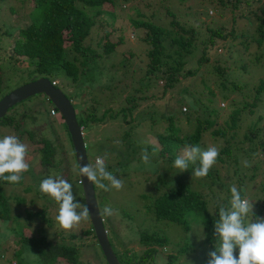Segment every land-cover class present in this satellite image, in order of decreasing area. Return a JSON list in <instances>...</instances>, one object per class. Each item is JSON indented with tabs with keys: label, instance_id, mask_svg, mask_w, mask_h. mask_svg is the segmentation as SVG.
Masks as SVG:
<instances>
[{
	"label": "rangeland",
	"instance_id": "1",
	"mask_svg": "<svg viewBox=\"0 0 264 264\" xmlns=\"http://www.w3.org/2000/svg\"><path fill=\"white\" fill-rule=\"evenodd\" d=\"M29 5H32L31 0H26L22 4L18 0H0V98L10 90H15L28 82L30 71L33 72L34 69L31 65H16L12 58L5 56L8 54L6 52H9V47L11 48L17 40L18 28L29 21ZM78 5L91 15L96 11L95 8L87 7L83 2H78ZM106 5L105 10L95 16V23L89 35L84 39V44L90 41L93 48H97L98 39L104 35V32H107L109 35L107 39L110 42L114 43L119 40L114 51L98 57L95 65H85L90 70L84 76L87 78L79 81V87H77L78 82L74 83L69 76L62 73H55L51 77L57 80L58 88L71 99L78 120H82L85 114L96 106L98 119L94 123H88L83 129V139L89 161L94 165L97 156L104 158L107 170L123 181V187L119 191L114 188L104 191L95 185L100 210L102 211L106 205H110L114 210L112 216H105L103 220L110 244L120 256L125 257L127 249L132 255L139 254L142 245L138 243V232L139 229L145 227L167 236L168 246L164 250L159 248L152 261L137 264H165L169 253L175 254L170 264H207L210 258L208 253L212 251V248L204 241V229L200 219L195 214H190L188 216L190 228L184 230L179 223L155 220L147 203L151 200V195L160 188L163 190L164 183H175L180 173L186 177V181L192 187L200 189L209 201L210 207L220 197L226 196L228 190L225 187L230 188L232 185L237 187L238 181H241L246 192L242 198H247L253 203L260 197H264V191H260V184L264 181L263 150L251 152L250 156L245 155L249 145L246 139L240 143L239 147H235V142H239L250 123L257 121L260 115L264 117V103L254 110V114L246 113L241 116L240 128L234 130L233 136L230 134L231 130H226L224 136L213 132L215 129H225V120L234 108L250 99H243L241 93L232 92L236 88L234 85H240L239 89L246 92L249 87L257 83L259 78H264V42L260 45L254 43L251 39L254 35L249 31L245 36L240 34V31L230 33L223 42L224 52L220 46H215L216 49L212 48L209 51L211 59L201 67L196 76L176 83L167 92L166 99L178 101L184 96H191L196 101L194 110L185 111L184 107H181V112L179 105L172 106V123L174 127L180 128L181 134L192 132L196 121L209 119L215 123L210 127L204 124L205 131L198 145L205 150L214 146L219 150L220 155L222 147L229 144L240 158L239 162L228 158L222 161L217 159L209 170L210 177L195 178L194 169L180 172L173 166L177 156L183 154L185 146L178 149L176 158L173 160L164 159L159 154L161 145L158 137L163 135L168 126V119L165 120L163 115L162 104L140 103L142 101L140 99L138 107L130 110V102L124 101L125 93L140 87L138 80L143 76L144 64H146L144 44L141 41L142 30L134 27L129 21L142 19L144 14L146 19L149 18L158 25H165L172 19V15L167 13L171 11L187 25L194 26L200 32L199 38H202L205 37L204 31L207 27L222 25L228 28L232 25L231 9L221 11L207 3L206 0H164V2L161 0H113L111 6L109 3ZM11 7L15 8L16 12H12ZM140 12L143 14L141 15ZM243 20L245 19H237L239 22ZM243 25L244 23H240L237 27H243ZM220 42L216 40L217 45H220ZM65 52L70 59L79 56L74 55L72 51L68 53L66 50ZM97 52L102 53L100 46ZM86 56L88 57L89 54L87 53ZM219 58L222 61L219 60L217 64L225 63L230 67L226 75L221 77L215 73V64L213 65ZM117 79H121V82L125 81L129 86L124 89L125 85L122 83L115 86L110 81ZM148 80L153 82V79ZM106 85H109L110 89L107 90ZM161 88L162 83L155 81V84L143 94L159 97ZM82 89L86 91V97ZM249 96H252L251 93ZM130 101L134 102L133 99ZM149 101H153V98ZM205 105L209 108V113L205 111ZM51 106L41 96H33L20 102L8 112L13 111L15 114V120L11 124H0V138L15 135L27 146L26 161L30 165L29 170L23 174L20 185L14 187L12 184H3L5 193L12 204V211L7 220H0V264H37L35 251L30 249H25L21 254V259L17 261L15 252L20 248L16 243L19 238L17 231L20 228L24 235H31L33 230L36 231V228L42 224L47 229L51 228L47 230L51 239L57 240L61 237L65 242L82 244L80 252L85 264H102V262L106 264V259L104 254L102 256L99 246L96 245L98 247L96 250L92 245L94 238L91 234H82V231L91 224L89 218L71 230L62 229L55 220L58 214V204L54 199L39 191L40 182L48 176L58 174L65 179V175H68L67 170H60L59 166L41 162L40 147L43 143L40 139L48 137L54 144L53 141L58 138V135L53 133L54 129L58 133H63L65 137L67 136V144L71 152L66 151L72 160L73 174L68 182L73 185L76 200L81 204H86L82 186L76 183L79 173L75 152L72 151L73 148L71 149V144L68 142V135L64 125L61 124L63 121L60 120V115L51 116ZM184 106L189 108L188 104ZM24 113L31 116L22 117ZM32 116L35 117L31 118ZM145 150L150 158L148 165L141 160ZM56 151L55 162L61 160L64 162L62 167L65 166L66 152L60 151L59 147ZM198 162L197 160L196 163ZM213 175L218 176V183H213ZM103 182L106 185L109 184L108 181ZM16 197H22L23 202L18 204ZM49 207L50 211L47 215L52 225L46 224L41 216L34 215V212L46 211ZM28 213H31L30 217ZM259 218H264V215ZM248 219L250 222L253 220L251 213ZM71 233H75L76 236L71 238ZM187 245L188 247L185 248ZM238 251L236 249L237 257Z\"/></svg>",
	"mask_w": 264,
	"mask_h": 264
},
{
	"label": "trees",
	"instance_id": "2",
	"mask_svg": "<svg viewBox=\"0 0 264 264\" xmlns=\"http://www.w3.org/2000/svg\"><path fill=\"white\" fill-rule=\"evenodd\" d=\"M18 1L22 4L26 0ZM161 1L164 2V0ZM78 2H83L87 7L95 8V13L93 15L89 14L83 9V7L78 5ZM206 2L221 11L230 8L233 13V24L228 28L227 26L224 27L222 25L207 27L206 31H204L205 37L199 38L200 32H198L194 26L187 25L171 13V11H168L167 13L172 15V19L165 25H158V23L148 17V19H146L141 12L140 14H143L142 19H131V21H129L134 27L142 30L141 41L144 44L143 52L145 54L146 64H144V74L138 80V82H140V87L133 89L132 92L128 91L125 93L124 101L130 102V110H135L138 107L140 99L142 100L140 103L157 102L162 104L161 106L164 108L163 115L166 118L165 120L168 119L166 131L163 135L158 137L161 145L159 154L164 159L168 158L169 160H173L176 158L178 149H182L183 146L198 145L202 138L203 131H205L204 127L206 126H204V124L210 127L215 123L209 119L198 120L196 121L195 129L192 132L181 134L180 128L174 127L172 123V106L175 104V106L179 105L180 111L181 107H184L185 111L194 110L196 107V101L192 99L191 96H184L183 99H179L178 101L166 99V96H168L167 92L172 89L176 83H180L188 77L196 76L201 67L211 59L209 51L212 48L216 49L215 46H220L223 50L222 52H224L223 42L227 39L230 33L233 34L240 31V34L245 36L247 31H249L254 35V38H251L254 43L260 45L264 42V0H206ZM31 3L32 5L28 6L30 11L28 14L29 21L18 28L17 40L13 43L11 48L9 47V52H6L8 54L5 56L10 57L9 59L12 58L16 65L23 64L25 66L31 65L34 67L33 72L30 71L28 81L34 77L37 78L44 76L51 82H54L55 87H58L57 80L51 76L55 73H62L65 76H69L74 83L78 82L77 87H79V81L81 79L85 80L87 77L84 76H86L88 70H90L89 68H86L85 65H95L98 57L108 53L111 54L118 45L119 40L112 43L107 39L109 36L107 32H104V35L97 41L99 43L97 48L100 46L102 53L97 52V48H93L90 41L87 44H84V39L89 35L90 29L95 23V16L105 10V7L107 6L106 3H109L111 6L113 0H31ZM11 8L12 12H16L15 8ZM113 15L115 16V14ZM239 18L245 20L239 22L237 21ZM240 23H244L243 27H237ZM216 40L221 41L220 45L216 44ZM66 50H68V53L72 51L74 55H79L78 58L75 56L73 59H70L66 55ZM87 53L89 54L88 57L86 56ZM83 57L84 59H82ZM219 60L222 61V59L219 58L213 63V65L215 64V73L221 77L226 75L230 67L225 63L217 64ZM259 61L260 60H258V62ZM148 79H153V82H149ZM100 81L102 82V77L100 78ZM110 81L115 84V86L122 83L125 85V87L123 86L124 89L129 86L125 81L121 82V79L115 80L116 82L112 80ZM155 81L162 83L161 95L156 97L143 94L155 84ZM234 86L236 88L232 92H239L243 99L250 98V101L248 100L242 105L239 104L238 107L234 108L233 112L225 120V129L213 130L215 134L220 136H224L226 130H231L230 134L233 136L235 133L234 130L240 128L239 121H241V116L246 113L254 114V110L264 103V78H259L257 83L253 87H249L246 92L239 89L240 85L237 84ZM105 88L108 90L110 89V86L106 85ZM121 90L123 91V88H121ZM82 93L86 97V91L83 90ZM250 93L252 96H249ZM211 94H213L212 91ZM41 97L44 101L50 103L45 97ZM152 98L153 101H149V99ZM131 99H133L134 102H131ZM189 101L191 103H189ZM210 101L211 100H209V102ZM50 104L52 105L50 107L51 116L60 115L56 107L52 103ZM185 104H188L189 108L187 106L185 107ZM205 107V111L209 113V108L206 105ZM96 109V106L93 107L92 111L86 113L87 115L85 114V117L82 118V120L77 119L79 125L83 129L87 127L88 123H94V121L98 119ZM52 111H54V113H52ZM29 116L31 115L24 113L22 117ZM33 117L35 116H32L31 118ZM187 117L190 118V116ZM14 118L15 114L13 111L7 113L5 117L0 119V124H11L15 120ZM263 118L264 117L260 115L257 121L250 123L247 129L244 130L243 136L239 139V142H235V147H239L240 143L245 139L249 141L245 155L250 156L253 152H258L259 149H262L264 152ZM61 124L64 125L63 123ZM54 132L58 135V138L53 141L54 144L48 137H42L40 139L43 143L40 147V151L42 152L41 162L44 164H51V166H59L60 170H67L68 175H65V179L69 181L70 176L73 177V174L71 170L72 160L70 154L66 151L70 149L67 144V136L65 137L63 133H58L53 129V133ZM65 132L68 135V142L71 144L70 136L67 131ZM64 140L65 142L63 143ZM58 147L60 148V151L66 152V165L63 167V161L58 160L55 162V154ZM151 147H153V145ZM225 158L230 160L233 159L234 162L240 161V158H238L237 154L233 152V149L230 148L229 144L222 147L221 154L217 157V159L221 161ZM189 164L190 166L187 171L199 166V162L198 164L189 162ZM234 171L236 172L237 169L235 168ZM210 176L211 174L209 172L207 177ZM212 177L213 183H218V176L216 175L214 177L213 175ZM185 178L186 177L180 173L178 175V180L175 183H164L163 186L165 187L163 190L160 188V190L150 196L151 200L147 203V207L151 209V212L153 213L152 216L155 220H169L179 223L184 230L190 228L188 216L190 214H195L202 223L204 229V241L207 244H210L212 251H214L217 243L214 225L216 220L219 219L218 212L220 206H230L228 204L231 198L230 188L225 187V189L228 190L225 194L226 196L220 197L218 195L220 198L212 207H210L209 201L200 189L192 187ZM22 180L23 177L18 183H9L0 179V220H7L12 211V204L5 193L3 184L8 183L16 187L22 183ZM76 183L81 184L79 178H76ZM238 183L239 185L237 188L241 191V196L243 197L246 192L241 181H238ZM93 185L96 191L95 184L93 183ZM222 186L224 187L223 184ZM260 191H264V181L260 184ZM15 199L18 204L23 202L22 197H16ZM253 204L255 205L253 210L255 216L260 217L261 215H264V197L255 200ZM49 211L50 207L46 211L41 210L34 212V215L41 216L46 224L52 225L50 217L47 215V212ZM30 215L31 213H28L29 217ZM102 217L104 220L105 216L102 215ZM252 218L253 220L255 219L253 215ZM47 230L49 231L51 228L47 229V227H44V224H42L39 228H36V231L33 230L31 235H24L19 228L17 231L19 238L16 240V243L19 244L20 248L15 252L17 261L21 259V254L25 249H30L35 251L37 264H85L80 252L82 244H76L70 241L65 242L61 237L60 239L53 240L48 236ZM83 233L91 234L94 238L91 243L97 250L99 244L95 238L92 225L89 224V227L82 231V234ZM70 236L73 238L76 234L71 233ZM138 241V243L142 245V250L139 254L134 253L132 255L129 253L130 250L127 249V255L123 257L114 249L121 264H137L149 260L152 261L158 253L159 248H163L164 250L168 246L167 236L161 235L157 231L145 227L139 229ZM187 247L188 245L185 246V248ZM99 248L103 256L101 246H99ZM167 257L168 260L165 264H170L174 259L175 254L169 253Z\"/></svg>",
	"mask_w": 264,
	"mask_h": 264
},
{
	"label": "clouds",
	"instance_id": "3",
	"mask_svg": "<svg viewBox=\"0 0 264 264\" xmlns=\"http://www.w3.org/2000/svg\"><path fill=\"white\" fill-rule=\"evenodd\" d=\"M44 77V76H43ZM54 85V82H51ZM83 132V128H81ZM28 148L15 135L0 138V179L9 183H18L23 174L30 168L26 161ZM219 150L210 146L206 150L199 145L186 146L182 155L177 156L174 167L184 172L189 162L199 166L193 171L195 178H204L216 163ZM141 160L148 165L150 158L147 150ZM7 174V175H6ZM79 174L94 183L99 189L117 191L123 187V181L106 168L104 158L97 156L95 164H87L79 168ZM103 181H108L105 184ZM39 191L54 199L58 204V214L55 217L59 227L71 230L74 226L89 218V207L76 200L73 185L58 174L48 176L39 184ZM231 198L229 207L220 206L214 225L217 243L215 250L208 253L207 264H264V218L255 216L254 204L247 198H242L241 191L235 185L230 187ZM255 219L249 222V214ZM114 210L106 205L101 215L112 216ZM238 249V257L235 255Z\"/></svg>",
	"mask_w": 264,
	"mask_h": 264
},
{
	"label": "water",
	"instance_id": "4",
	"mask_svg": "<svg viewBox=\"0 0 264 264\" xmlns=\"http://www.w3.org/2000/svg\"><path fill=\"white\" fill-rule=\"evenodd\" d=\"M41 95L52 103L61 115L63 124L68 132L75 152L77 169L90 163L88 152L83 139L81 126L77 121V112L71 100L64 95L60 88L55 87L46 77L31 78L28 82L20 85L15 90L12 89L0 98V119L5 117L8 111L19 105L20 102ZM79 180L82 186L83 196L89 207V220L95 234V238L101 246L107 264H121L118 255L110 244L107 230L105 228L103 217L95 195L93 183L79 174Z\"/></svg>",
	"mask_w": 264,
	"mask_h": 264
},
{
	"label": "built area",
	"instance_id": "5",
	"mask_svg": "<svg viewBox=\"0 0 264 264\" xmlns=\"http://www.w3.org/2000/svg\"><path fill=\"white\" fill-rule=\"evenodd\" d=\"M52 113H54V111H52Z\"/></svg>",
	"mask_w": 264,
	"mask_h": 264
}]
</instances>
